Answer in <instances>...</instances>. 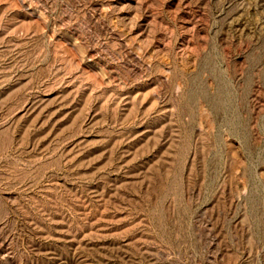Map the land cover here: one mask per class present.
Returning a JSON list of instances; mask_svg holds the SVG:
<instances>
[{"label": "rangeland", "instance_id": "374dc122", "mask_svg": "<svg viewBox=\"0 0 264 264\" xmlns=\"http://www.w3.org/2000/svg\"><path fill=\"white\" fill-rule=\"evenodd\" d=\"M0 264H264V0H0Z\"/></svg>", "mask_w": 264, "mask_h": 264}]
</instances>
